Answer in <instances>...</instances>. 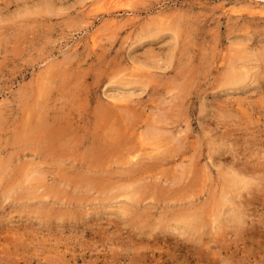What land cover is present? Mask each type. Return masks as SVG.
Returning a JSON list of instances; mask_svg holds the SVG:
<instances>
[{"label": "rangeland", "instance_id": "1", "mask_svg": "<svg viewBox=\"0 0 264 264\" xmlns=\"http://www.w3.org/2000/svg\"><path fill=\"white\" fill-rule=\"evenodd\" d=\"M197 206L201 263L264 264V0H0V264H195L152 233Z\"/></svg>", "mask_w": 264, "mask_h": 264}, {"label": "bare ground", "instance_id": "2", "mask_svg": "<svg viewBox=\"0 0 264 264\" xmlns=\"http://www.w3.org/2000/svg\"><path fill=\"white\" fill-rule=\"evenodd\" d=\"M244 67V66H243ZM56 133V132H55ZM58 136V135H57ZM58 138H59V136H58ZM69 139V138H68ZM69 141V140H68ZM182 141H183V139H182ZM62 142V141H61ZM57 144V143H56ZM168 151H169V149H168ZM132 152V151H131ZM134 152V151H133ZM58 153V152H57ZM100 153V152H99ZM130 153V152H129ZM166 153V152H165ZM168 153V152H167ZM175 153H176V151H175ZM132 154V153H131ZM97 155V154H96ZM165 154H163V156H164ZM162 156V155H161ZM198 156V155H197ZM134 158L135 157H137V155H134L133 156ZM150 157V156H149ZM151 158H153L152 156L150 157V159ZM199 158V157H198ZM102 159V158H101ZM144 159V158H143ZM142 159V160H143ZM147 159V158H146ZM149 159V158H148ZM163 159V158H162ZM161 159V160H162ZM196 159V158H195ZM138 160V159H137ZM183 160V159H182ZM101 161V160H100ZM163 161V160H162ZM154 162V161H153ZM182 162V161H181ZM184 162H185V160H184ZM194 162V161H193ZM200 162V161H199ZM190 163V162H189ZM195 164V163H194ZM90 165L91 166H93L92 165V163H90ZM149 165V166H148ZM200 165V164H199ZM153 166H155V164L154 163H149V164H147V167L146 166H144V167H141V168H146V169H148V168H153ZM93 168H95V167H93ZM134 168V167H133ZM191 169H192V167H191ZM241 169V168H240ZM137 170H140L139 168L137 169ZM244 170V169H243ZM238 171H241V170H238ZM245 171V170H244ZM144 172H145V170H144ZM155 172V171H154ZM185 172V171H184ZM247 172V171H246ZM170 173H172V172H170ZM192 173V172H191ZM78 174V173H77ZM140 174H142V173H140ZM152 174V173H151ZM173 175L172 176H174V173H172ZM185 174V173H184ZM193 174V173H192ZM192 174L190 175V173H189V175L191 176L190 178H193L192 177ZM80 175V174H79ZM168 175V174H167ZM227 176V179L231 176V181L229 180L228 181V184H230L229 182H233V184H240V183H246V182H248V178L247 177H243L244 175H242V174H239V173H234V172H230V174H229V177H228V174H226ZM242 175V176H241ZM84 176V175H83ZM151 176V175H150ZM79 177V176H78ZM181 177V176H180ZM184 177H186V176H183L182 178H184ZM187 177H189V176H187ZM90 179V178H89ZM169 179H171V178H169ZM256 179V178H255ZM157 180V179H156ZM175 180V179H174ZM87 181H89L88 180V178H87ZM158 181V180H157ZM170 181V180H169ZM168 181V182H169ZM171 181H172V179H171ZM185 180H183V182H184ZM188 181V180H187ZM173 182V181H172ZM175 182V181H174ZM173 182V183H174ZM177 182V181H176ZM195 182V181H194ZM146 183V182H145ZM143 184V186H142V184H141V187H144L145 188V191L147 192V190H154L155 188H159V184H158V182H153V183H146V184ZM185 184H176L177 186H178V190L176 189V187L175 186H172L173 187V189H170V188H168V187H162V186H164L163 185V183H162V186H161V190L159 189V191H161V193L164 195V193L165 194H169L170 196L171 195H174L175 197H176V200L178 201V202H180V199H183V195H184V197H186L185 196V193L183 194V193H181V192H186L187 191V187H190V186H192L193 185V182L191 181V180H189V182H184ZM170 184V183H169ZM232 184V185H233ZM249 184V183H248ZM166 185V184H165ZM168 186V185H167ZM241 186V185H240ZM239 186V187H240ZM139 187H140V185H139ZM170 187V186H169ZM144 188H142L143 189V191H144ZM165 188H167V189H165ZM175 188V189H174ZM241 188V187H240ZM141 189V190H142ZM139 190H140V188H139ZM138 190V191H139ZM158 190V189H157ZM152 192V191H151ZM149 193V192H148ZM155 193V192H154ZM157 193V192H156ZM188 193V192H187ZM190 193V192H189ZM140 194V193H139ZM151 194V193H150ZM158 194V193H157ZM176 194V195H175ZM179 194V195H178ZM148 195V194H147ZM188 195V194H187ZM191 195V193L189 194V196ZM232 196H234V195H232ZM188 197V196H187ZM225 197V196H224ZM179 200H178V199ZM186 199V198H185ZM231 199H233V201H235V202H233L234 204H235V206H234V208H232L231 209V211H230V215H229V219L230 220H232V222H234V224L237 226V227H240L241 226V222H246V217H245V220H244V216H245V213L243 212V210H242V207H241V205H240V203L238 202H236L237 201V199L236 198H234V197H232ZM236 199V200H235ZM135 200V199H134ZM183 201V200H182ZM188 201V200H187ZM136 202V201H135ZM178 202H176L177 203V205H178ZM189 202V201H188ZM191 203H193V202H196V201H190ZM175 203V202H174ZM180 204H182V203H180ZM183 204H184V201H183ZM205 205L207 204V203H204ZM192 205V204H191ZM191 205L189 204V208L191 207ZM184 206H186V204H184ZM196 206V205H195ZM149 208V207H148ZM153 208V207H152ZM147 209V208H146ZM184 209H188L187 207H185ZM204 206H202V207H194V210L192 211V212H190V213H186L187 214V216H185V220L187 219V221H185L184 220V223H185V229L187 230V234L190 236V237H186L185 236V233H183L184 234V236L186 237V239H181V238H178L177 237V239L174 241V240H172L173 238H169V237H167L166 235H165V233L164 232H159V233H152V236H153V239L154 240H156V242L158 243H160V242H165L166 244H172V243H175L176 242V245H177V247L179 246V247H182V249H185L186 251H187V253H188V255L190 254V257L189 258H191L192 260H191V262L192 261H196L195 262V264H205V263H201V260H202V258H203V255L205 254V252L204 251H198V249L197 250H192L191 251V248L192 247H194V248H196V244H198V243H201V244H203L202 242H203V237H204V234L206 233V230H205V225H206V220H207V218H206V215L208 214V213H206L204 210ZM208 209V208H207ZM142 210V209H141ZM192 209H190V211H191ZM189 211V209L187 210V211H185V212H188ZM210 211V210H209ZM153 214V213H152ZM214 214V213H213ZM212 215V214H211ZM210 215V216H211ZM150 217V216H149ZM188 217V218H187ZM209 217V216H208ZM139 218V217H138ZM139 224H140V222H139ZM149 226V225H148ZM150 227V226H149ZM145 228V227H144ZM24 229V228H23ZM150 229H152L153 230V228H150ZM16 230V229H15ZM140 231H142V230H140ZM184 231V230H183ZM152 232V231H151ZM160 233H164V234H162V235H160ZM24 235V234H23ZM150 235V234H149ZM18 236V235H17ZM25 236V235H24ZM185 237H183V238H185ZM9 239H10V237H8ZM147 238V237H146ZM14 239V238H13ZM147 239H149V238H147ZM151 239V238H150ZM152 239V240H153ZM17 240V239H16ZM189 241V242H187V241ZM147 241V240H146ZM148 241H151V240H148ZM152 242H154V241H152ZM151 242V243H152ZM142 243V242H141ZM144 243V242H143ZM148 243V242H147ZM150 243V242H149ZM154 244V243H153ZM19 245V244H18ZM165 244H163V246H164ZM144 245H142V247H143ZM162 246V245H161ZM145 247H146V245H145ZM149 247V246H148ZM144 248V247H143ZM164 248V247H163ZM162 248V249H163ZM149 249V248H148ZM162 249H160V251L159 252H155V251H153L154 253H152V254H150V251L149 250H145L144 251V253L143 252H141V253H143V255L144 256H147L148 257V259H150V260H152L153 258L152 257H154V261H153V263L152 264H169V262L171 261V258H173V257H177V254H175V253H173V251L171 250L170 252H168L170 249H167V252H163L162 251ZM174 250V249H173ZM5 251V250H4ZM8 252V251H7ZM140 253V254H141ZM8 254H9V252H8ZM206 254H208V252H206ZM213 254H215V252L213 253ZM142 255V254H141ZM140 255V256H141ZM9 256H10V254H9ZM5 258H6V256H4ZM137 257V256H136ZM142 257V256H141ZM1 258V257H0ZM10 257H8V259H9ZM188 258V257H187ZM143 259V258H142ZM145 259V258H144ZM1 260V259H0ZM12 260V259H11ZM1 261H3V258H2V260ZM18 262V261H17ZM172 262V261H171ZM209 262H211L212 264H218L217 263V258L216 257H213V258H211V260H209ZM8 263V262H7ZM13 262H11V264H12ZM145 264V263H144ZM151 264V263H150ZM171 264V263H170ZM210 264V263H209Z\"/></svg>", "mask_w": 264, "mask_h": 264}]
</instances>
